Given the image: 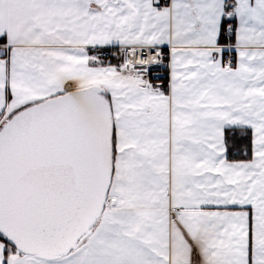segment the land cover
Wrapping results in <instances>:
<instances>
[{"label":"snow or ice","instance_id":"obj_1","mask_svg":"<svg viewBox=\"0 0 264 264\" xmlns=\"http://www.w3.org/2000/svg\"><path fill=\"white\" fill-rule=\"evenodd\" d=\"M0 264H264V0H0Z\"/></svg>","mask_w":264,"mask_h":264}]
</instances>
